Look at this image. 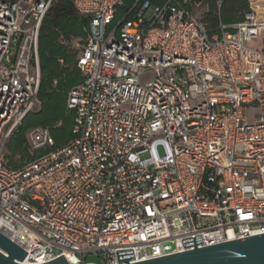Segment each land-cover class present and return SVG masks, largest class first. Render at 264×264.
<instances>
[{
  "label": "built area",
  "instance_id": "obj_1",
  "mask_svg": "<svg viewBox=\"0 0 264 264\" xmlns=\"http://www.w3.org/2000/svg\"><path fill=\"white\" fill-rule=\"evenodd\" d=\"M59 1L0 0V233L22 264H126L128 249L134 264L194 250L188 238L264 234V0L217 33L177 0H133L117 23L126 0H71L89 20L73 140L8 170L7 140L40 108V31ZM30 140L54 145L44 128Z\"/></svg>",
  "mask_w": 264,
  "mask_h": 264
},
{
  "label": "trees",
  "instance_id": "obj_2",
  "mask_svg": "<svg viewBox=\"0 0 264 264\" xmlns=\"http://www.w3.org/2000/svg\"><path fill=\"white\" fill-rule=\"evenodd\" d=\"M168 1L142 0L153 6H164ZM177 1L191 13L195 6L206 4L208 10L199 21L211 33H217L220 25L232 26L242 22L250 10L251 2V0H188L186 3L184 0ZM219 1L220 6L217 4ZM132 3L133 0H126L124 6L117 9L115 23L128 14ZM88 23V18L76 12L71 0H60L47 13L39 39L42 75L38 94L40 109L29 113L7 140L4 166L8 170H20L65 147L73 140L76 114L68 108L67 101L70 91L84 81L77 63L83 50L82 45L87 39L85 30ZM76 43L81 44V48H76ZM73 75L80 76L79 83L62 90L61 82ZM38 128L49 130L54 139L53 146L34 148L30 133Z\"/></svg>",
  "mask_w": 264,
  "mask_h": 264
},
{
  "label": "water",
  "instance_id": "obj_3",
  "mask_svg": "<svg viewBox=\"0 0 264 264\" xmlns=\"http://www.w3.org/2000/svg\"><path fill=\"white\" fill-rule=\"evenodd\" d=\"M238 239L204 248H197L202 236L182 240L185 248L194 250L159 257L134 264H264V234ZM119 263L134 260L132 249L116 252ZM27 252L0 233V264H22ZM44 264H68L59 257Z\"/></svg>",
  "mask_w": 264,
  "mask_h": 264
},
{
  "label": "rangeland",
  "instance_id": "obj_4",
  "mask_svg": "<svg viewBox=\"0 0 264 264\" xmlns=\"http://www.w3.org/2000/svg\"><path fill=\"white\" fill-rule=\"evenodd\" d=\"M207 10H208V7L206 4H203L199 7L195 6L194 10L192 12L193 17L198 18V19H202ZM153 79H154V74L152 72H147L141 77V81L144 85H147L149 82H152ZM39 109H37L35 112H37ZM246 115L248 117L249 124L255 125L258 122V116L261 115V110L258 108H248L246 111ZM28 144H29V142H28ZM29 146H30V144H29ZM30 148H31V146H30ZM5 153L7 154V149H5ZM88 261L100 263V259H98L96 257H90L88 259Z\"/></svg>",
  "mask_w": 264,
  "mask_h": 264
},
{
  "label": "crops",
  "instance_id": "obj_5",
  "mask_svg": "<svg viewBox=\"0 0 264 264\" xmlns=\"http://www.w3.org/2000/svg\"><path fill=\"white\" fill-rule=\"evenodd\" d=\"M76 48H81V44L79 43H76L75 44ZM62 63V61H60ZM40 73H41V66H40ZM42 77V75H41ZM80 81V76H68L66 80L62 81L61 84H60V87L62 90H64L66 87L68 86H74L76 84H78ZM56 84V82H55Z\"/></svg>",
  "mask_w": 264,
  "mask_h": 264
}]
</instances>
